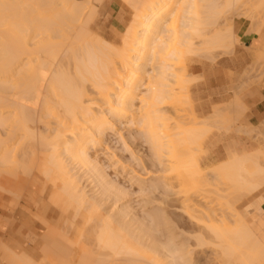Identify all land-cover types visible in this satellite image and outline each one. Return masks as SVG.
<instances>
[{
	"label": "bare ground",
	"instance_id": "bare-ground-1",
	"mask_svg": "<svg viewBox=\"0 0 264 264\" xmlns=\"http://www.w3.org/2000/svg\"><path fill=\"white\" fill-rule=\"evenodd\" d=\"M96 1L103 2L0 0V201L9 192L18 204L25 198L33 202L36 178L53 184L50 201L59 204L56 206L62 207L63 213L73 210V220L81 218L85 210L86 228L95 220L97 246L110 255L91 262L81 254L76 263L60 245L65 241H56V230L50 228L41 237L45 241L42 250H50L66 264H144L141 259L147 255L154 257L151 264H197L189 258L196 253L191 247L203 250L208 243L224 250L227 264H259L264 260V244L242 215L235 212L237 220L224 218L223 210L211 209L203 200L213 191L217 200L228 199L229 205L234 198L238 203L242 196L250 197L264 187V146L204 172L189 140L200 147L211 128L205 129L207 121H203L180 133L175 115L181 103L178 91L188 92L185 89L193 80L185 70L175 72V64L187 56L211 62L215 60L210 56L212 50L230 53L241 46L234 33V21L240 18L228 20L227 13L248 4L247 0H124L134 9L135 19L129 28L111 34L103 30L106 23L101 28ZM252 6L247 19L264 9ZM176 8H182L180 15ZM260 19L254 24L256 33L264 27V17ZM220 20L227 23L221 26ZM259 53L245 70L231 105L214 112L212 117L220 119L211 120L209 127L220 122L218 129L230 132L236 127L238 114L246 111L238 93L254 83L248 81L256 67L264 68L260 66H264V50ZM163 105L170 106L167 112ZM166 122L179 130L176 126L167 130ZM165 129L185 138L176 135L182 140L175 141L178 138L168 137ZM259 130L252 129L250 134L264 139V127ZM259 142L264 144V140ZM145 146L153 153H147ZM20 170L28 179L17 176ZM10 175L18 180L13 181ZM117 176L127 177L130 189L124 181L118 182ZM188 190L198 195L189 197V229L179 232L166 206L169 197ZM133 196L139 200L134 201ZM197 221L211 224L208 241ZM26 224L29 219L24 220ZM186 236L189 238L183 239ZM0 254L9 264L25 259L3 244Z\"/></svg>",
	"mask_w": 264,
	"mask_h": 264
},
{
	"label": "rangeland",
	"instance_id": "rangeland-1",
	"mask_svg": "<svg viewBox=\"0 0 264 264\" xmlns=\"http://www.w3.org/2000/svg\"><path fill=\"white\" fill-rule=\"evenodd\" d=\"M245 1L246 0H244V2ZM259 1L260 0H250V3H249V1L247 0L248 4L245 2V4L238 7V9L235 12L227 13L230 15V18H231L228 20L234 19L235 16H239V18L245 17L247 19L248 17H246V16L251 15V14H248V15L246 14L248 12L251 13V11H249L251 8H253V6L250 7L251 5L256 4V5H260V7H264V3L260 4ZM94 2H95V0H94ZM96 3H98V1H96ZM251 3H253V4H251ZM96 6H97V11L99 12V20L101 21V28L104 25L103 23H106V25H104V27L106 26L107 28L105 27V29H103V30L107 29V31H105V32L108 34L114 33L115 31H121V30H125L126 28H129L132 24L131 22H133L135 19L134 17L136 14H135L134 9L132 10V7L129 4H127L124 0H103L102 4L98 3V5H95V7ZM99 6H100V8H99ZM171 8H174V7L171 6ZM164 10H166V9H164ZM164 10L160 13H163ZM181 11H182V8H181ZM181 11L179 8H176V14L177 15H180L182 13ZM260 12L262 15H260ZM227 14H226V16L224 15V18L227 17ZM258 15L256 12L254 17L256 16L257 19H255L253 17V19L256 22L253 19H248V20L250 22H254L253 24H255V25L258 24L259 20H261L260 18L264 17V9L262 11H258ZM251 20H253V21H251ZM224 22H226V21H224ZM226 23H222V21H221L220 25L222 26L223 24H226ZM234 50H235L234 52H230V53H229V51H226V53H225V52H223L224 50H220V51H217L216 49L212 50L211 52H213L214 54L212 55L210 53L211 54L210 56L214 57L213 59H215V60L211 61V62H208L210 60H208L207 58H206V60L205 59L202 60L199 57L198 58L194 57L193 60H191V58H189V56L186 55L187 56L186 58L183 57V59H186L184 61L185 63L181 59V61L178 62L179 64L178 63L175 64L177 66V67L175 66V69H176L175 72L181 73V72H184V70H185V74L186 75H192L193 77H190V78L194 80L193 81L190 78L186 77L187 81L189 80V83L192 81L191 85H188L189 86V87H187L188 89L187 88L185 89V91L188 90V92L187 91L185 92L184 90L183 91L185 93L181 92L182 90L178 91L180 93L179 95L181 97V101H180L181 103L179 102L180 104L178 103L179 105L178 106L176 105L177 107L175 109H177V110L175 112V115H177L178 123L180 122V125H179L181 127L180 133H181L182 129L184 131V130H187L189 127L195 128L197 126H192L193 124L203 123V121H207V122H204L206 127L205 126H203V127L205 129L209 130V128H211V130H209L210 132L206 133V136L203 138V141H200V147L197 146L198 143L197 142L195 143L194 140L193 141L189 140L190 141L189 144L192 143L190 145L191 146V152L194 153V155H196L195 158L198 160L200 166H202L201 168L204 170V172H208L209 170H211L216 163H219L221 161L228 162L230 160V157L232 156V153H233L232 152L233 144L237 143L238 150L246 147L250 151H254L256 146H258V144H260L259 140H261V141L264 140L261 137H260V139L258 138V140H257L255 135L250 134L251 133L250 130H252V129H254V131H258V132L262 131L259 129H263L264 124L259 125L258 126L259 128L258 127L248 128L247 126L244 125L243 121H240L241 118L244 116V113L246 111H243L242 114H241V112L238 114V117L240 120L238 119L239 122L237 123L236 127L233 130H231L230 132L225 130L224 127L223 128L221 127L218 129V127H220L222 125L221 124L222 122H220V124L218 123L219 125H216L217 127H215V126L209 127L210 124H207V123L212 122L211 120L216 118V117H214V118L212 117L214 112H218L219 109H221V110H219V112H222V110L224 108H228L229 104L232 102V100L234 98V95H233L230 87L226 88V90L224 88L222 90L211 89L209 87L207 76L204 73V70L210 71L211 69H213L215 67H223L226 70V72L232 77L231 78L232 84L235 85V84L239 83V81L241 80L240 75H243L244 71L248 67H251L253 62H255V60H257L258 55H260L259 52H252L250 50L248 51V50L243 49V46H237V47H235ZM263 50H264V48H263ZM214 55H216V56H214ZM259 58H260V56H259ZM217 59H219V60H217ZM183 63L185 64V67H183ZM262 65H260V66L264 67ZM259 69L261 70L260 67L259 68L256 67L255 72L261 73V75L258 73H255L253 71V73H251L252 75L249 76L248 83H250V84L252 82H254V83H252V85H248V87H246L244 89V91L253 85L264 84V73H263L264 68L261 71H259ZM256 74H258V76L261 78H259V77L254 78L255 76H257ZM194 77H198L199 79L198 78L196 79ZM196 80H198V81H196ZM169 107H170L169 105L161 106L162 110L165 112H167L166 110H168ZM215 109H217V110H215ZM170 111L172 112V110H169L168 112H170ZM228 113H229V111H228ZM228 113L226 111L225 114H228ZM213 116H215V115H213ZM218 119H220V118H216V120H218ZM169 121H173V120H169ZM167 122L164 125L167 128V130L169 128L170 129L177 128L176 125H175L176 127L173 126L174 123L172 125L171 124L172 122H170V123H167ZM217 122H219V120ZM182 123L185 125L182 126ZM215 123H216V121L213 122V124H215ZM213 124H211V125H213ZM177 130H179V129L177 128ZM171 131L172 130H169L170 133H173V131L172 132ZM165 132L167 135L169 134V132L166 131V129H165ZM259 133H256V135H258ZM262 133H263L262 137H264V132H262ZM133 134L136 135V132L133 131ZM177 134H179V133H177ZM177 134H175V132H174V135L169 134L168 137L174 136V139H176L175 137L178 136ZM250 135H253V138L250 137ZM180 136L181 135H179L178 137H180ZM181 137L183 138L184 136H181ZM180 138L176 139L175 141L179 140ZM254 138H256V139H254ZM171 139H172V137H171ZM181 140H179V141H181ZM201 143H202V145H201ZM132 146H133V150H134L135 145L133 143H132ZM197 149H199V150L201 149V151H198ZM148 150H150V151H148ZM145 151L147 153H151L152 150L149 148V146H145ZM19 167L17 170H19ZM21 167H23V166H21ZM130 167L128 166V168H130ZM23 169L24 168H22L21 170H23ZM131 169H132V167H131ZM21 170L17 176L23 180L28 179V178H26L27 173L25 174V172H23L24 173L23 174L21 172ZM108 173L111 174L112 177L114 176L113 171L108 172ZM14 174L16 175V173H14ZM168 174L170 177V173H168ZM15 175H14V177H12L10 175L11 178H10V176L8 178L12 179L13 181H16L18 179H17V177L15 178ZM171 176H173V175L171 174ZM117 177H118V180H117L118 182H121V184H122L123 183L122 181H124L123 185H125V187L129 186L128 189H130V184L127 183L128 181L126 180V179H128L127 177L124 179H123V177H122V179L119 176H117ZM171 179H173V177H171ZM42 180L43 179L33 178V202H31L27 198H25V199H21L20 204H18L19 201H18V203L15 202L14 196H12L11 193H9V192L4 193L3 199H2V201H0V246L3 244V246L8 247L14 253H16V255H18L20 257H22V255H23V257L25 256V259H15V264H61V263L64 264L65 263V262L63 263V260L59 257L56 259V257H54L53 253H51L50 250L49 251L45 250V249L42 250L45 246V241L41 237H44L50 228H52V229L54 228V230H56V233H57V234L55 233L57 235L56 236L57 239L55 238L56 241L60 240V239H62L60 241H65V243L59 241L60 245L62 244V246L63 245L65 246L64 247L65 250H67V253H69V255H71L70 258H73V259L75 258L76 263L79 262V261H76V257L78 258L81 254H85V256L87 255L88 257H90L88 260L89 261L91 260V262H94L95 260H101L103 258H106L108 255H110V251L105 250L104 248H100L99 245L97 246L98 242H97L96 237L98 234L99 227H97V223L94 222L95 220L90 222L91 225L88 229L86 227H88L89 223L87 224V221L85 222L83 219L85 210H83V212L81 211L83 216L80 214V217L81 216L82 217L81 218L77 217L75 220H73V216H74L73 210H69L70 212H66L67 214L63 213L64 211L62 210V207H59L60 206L59 204L53 205L54 203L50 201V197L55 190V188L53 187V184H51V182H49V184L47 183L48 185H46L45 182H47V181L43 180V182H42ZM125 180H126V182H125ZM173 181L174 180H171V182H173ZM58 185H59V183H58ZM212 188H214V187H212ZM41 191H43V192L41 193ZM190 191L188 190V193L178 195L177 197H175V196L169 197L170 198L169 199L170 204L168 205L169 207L166 206V208H167L166 210L169 211L168 213L172 215V218L174 217V222L177 224L175 226V229L179 232H182L186 229H189V226H190V224H189V197H191V199H195L196 196L194 197V195H198L196 193L195 194L192 193L193 190H190ZM209 191H211V189H209ZM263 191H264V188L261 189L258 193H261ZM206 192H208V191H206ZM212 192L213 191H211V196H209L207 198H206V196H204L205 199L203 197H200V198L204 199V200L203 199L202 200L205 202L207 207H209L211 209H215V210L218 208L223 210L222 214L225 216L224 218L231 219V220H232V218H234V220H237L238 219L237 214H240L243 211L245 205L247 203H249L250 201H252L256 197V195L258 194V193H256L250 197H244L241 195L242 199H240V201L238 199V201H239L238 203H236L237 198H234V200L231 201V204H229L230 206H232L234 203H236L235 204L236 206L235 205H234V207L232 206L233 210H234V213H232V210L229 208V205L227 202L228 199L227 200H224V199L217 200L215 197L216 194L213 192L215 194L214 195ZM34 193L37 194V196H35ZM135 196L137 197V195H135ZM135 196H133V197L136 199ZM237 196L238 195H236L235 197H237ZM192 197H194V198H192ZM134 198H133V200H134ZM137 198H139V197H137ZM239 198H241V197H239ZM13 199H14V201H13ZM137 200H139V199H136L134 201H137ZM13 202L16 204V206H17L16 208L14 207L15 204ZM10 205H12V206H10ZM56 205H59V206L57 207ZM11 207H13V208H11ZM37 217H39V218H37ZM40 218H41V220H39ZM84 218H86V216ZM25 219H29V224H26V226L24 225ZM72 220H73V222H72ZM93 222L96 225L94 224V226H93V224H92ZM197 223L200 225V228L202 227L203 229H205V231H204L206 233L205 237H207V241H208L209 238H211V236H212V235H208V230H210L211 224L206 222V221H197ZM214 224H217V226H219V227H225V224H223V223H214ZM16 225L18 226L17 227L18 233H21V230L24 227L27 229H30L31 227H33V240H31V241L29 239L22 240L19 236H15V237L8 236L6 234V230L9 231V228H12ZM170 226L171 227H169V228L173 229V224H171ZM191 226H193V225H191ZM85 228L87 229L86 231L89 232L87 234V232L85 231L87 236H85L86 234H84ZM95 230H97V233H94V232H96ZM83 235H84V237H83ZM65 236H67L68 238ZM10 237L12 238L13 242H10V239H9ZM186 238H189V237L188 236L183 237V239H186ZM66 241L68 244L66 243ZM71 243L73 244V246ZM216 245L217 244H215V243H213V244L208 243V245H206L203 248V250H201V248L191 247L192 250H196V253L194 252L191 256H189V258H191L193 260V262H195V263L198 262L197 264H227L226 262H228V259L223 255L224 253H222V251H224V250L223 249L220 250L219 247H216ZM61 248H63V247H61ZM62 250H64V249H62ZM64 253H66V251ZM148 256H151V255H147V257L141 259L144 264H151L152 260L154 259L153 256H152L153 259H151L152 257L149 258ZM83 257H84V255H83ZM86 259H87V257H86ZM88 260H86V261H88ZM83 261L85 262V259ZM148 262H150V263H148ZM0 264H9L8 262H5L2 259V254H0ZM153 264H154V262H153ZM259 264H264V260L259 262Z\"/></svg>",
	"mask_w": 264,
	"mask_h": 264
},
{
	"label": "crops",
	"instance_id": "crops-1",
	"mask_svg": "<svg viewBox=\"0 0 264 264\" xmlns=\"http://www.w3.org/2000/svg\"><path fill=\"white\" fill-rule=\"evenodd\" d=\"M237 29L239 31H237ZM254 30L255 25L245 17L235 19L234 33L236 34V36L239 37L243 49H249L252 52H259L262 51L264 48V28L258 33H256ZM204 73L207 76L208 84L211 89L222 90L224 88L226 90V88L230 87L234 95L233 100L235 99V90L243 80L244 74L240 75L241 80L239 81V83L234 85L232 84V77L226 72L223 67H215L210 71L204 70ZM238 98L239 101L246 108V112L244 113V116L241 118L240 121H243L244 125L248 128H255L259 125L264 124V84H257L251 86L242 93H238ZM230 105L231 103L229 104V106ZM261 144L262 143L258 144L254 151H250L246 147L238 150L237 143L233 144V153L230 157V160L235 157L252 154L259 150H262L261 148L264 146V144ZM223 163H226V161H221L216 164ZM263 188L264 187H262L261 189ZM261 189H259L254 194L258 193ZM240 214L242 215L250 229L253 231V233L257 236V238L264 244V191L258 193L252 201L247 203ZM17 227L18 226L16 225L12 228H9V231L6 230V234L12 237L19 236L22 240H33V227H31L30 229L24 227L21 230V233H18ZM9 239L10 242H13L11 237Z\"/></svg>",
	"mask_w": 264,
	"mask_h": 264
}]
</instances>
